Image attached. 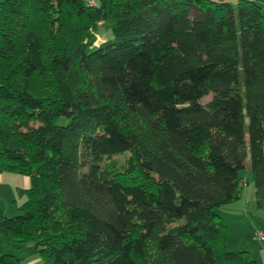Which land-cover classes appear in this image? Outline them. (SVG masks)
I'll return each mask as SVG.
<instances>
[{
    "label": "trees",
    "instance_id": "16d2710c",
    "mask_svg": "<svg viewBox=\"0 0 264 264\" xmlns=\"http://www.w3.org/2000/svg\"><path fill=\"white\" fill-rule=\"evenodd\" d=\"M248 159L264 209L258 2L0 0V235L39 264H258L217 210Z\"/></svg>",
    "mask_w": 264,
    "mask_h": 264
},
{
    "label": "rangeland",
    "instance_id": "374dc122",
    "mask_svg": "<svg viewBox=\"0 0 264 264\" xmlns=\"http://www.w3.org/2000/svg\"><path fill=\"white\" fill-rule=\"evenodd\" d=\"M211 97L212 94L206 95L202 98V102L206 103ZM128 155V153L122 155L121 162L125 163ZM1 176L0 210L9 216L16 215L19 213L18 207L25 199L21 191L26 188L27 176L16 171H5ZM241 176L248 182L240 202H236L239 204H235L242 215L226 213L224 208L226 206L217 209L228 226L227 248L228 250H248L257 263H264V240L260 242L255 238L256 230L264 232V209L258 208L255 201V185L250 171V159L247 160V167L241 172ZM0 243L2 244L0 248L3 247L5 250L1 254L8 252L25 261L32 259L36 254L32 244L19 246L2 235H0Z\"/></svg>",
    "mask_w": 264,
    "mask_h": 264
},
{
    "label": "crops",
    "instance_id": "0c3cea01",
    "mask_svg": "<svg viewBox=\"0 0 264 264\" xmlns=\"http://www.w3.org/2000/svg\"><path fill=\"white\" fill-rule=\"evenodd\" d=\"M87 1H93L94 3H96V0H87ZM223 1H229L232 4H236L239 0H223ZM254 1L258 2L261 5V7L264 9V0H254ZM1 175H2V173H0V181L2 180ZM25 182H26V188L29 187L30 186V180H29L28 176L25 178ZM241 198H242V194H241L240 198L237 201H235L234 203L225 205L226 207H224V208H225L226 213H228V214L230 213L233 215L236 213V214H240V216H241L242 215L241 211H239L237 208V205H235V204H239L236 202H240ZM2 242H3V240H2ZM4 251H5L4 248L1 247L0 248V255H2L1 253ZM6 253H8V252H6ZM23 261L25 264H39L41 259L39 258V256L37 254H35L32 259L26 260V261L23 260ZM258 264H264V263L259 262Z\"/></svg>",
    "mask_w": 264,
    "mask_h": 264
},
{
    "label": "built area",
    "instance_id": "2783aa9c",
    "mask_svg": "<svg viewBox=\"0 0 264 264\" xmlns=\"http://www.w3.org/2000/svg\"><path fill=\"white\" fill-rule=\"evenodd\" d=\"M89 4L95 5V3L93 1H89ZM255 238H256V240L262 242L264 240V232L262 230H256Z\"/></svg>",
    "mask_w": 264,
    "mask_h": 264
}]
</instances>
